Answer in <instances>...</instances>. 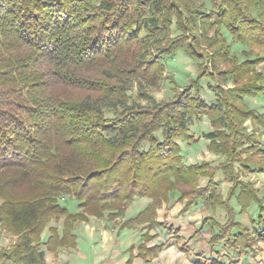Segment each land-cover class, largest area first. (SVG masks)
Masks as SVG:
<instances>
[{
  "label": "trees",
  "instance_id": "obj_1",
  "mask_svg": "<svg viewBox=\"0 0 264 264\" xmlns=\"http://www.w3.org/2000/svg\"><path fill=\"white\" fill-rule=\"evenodd\" d=\"M208 1L0 0V224L15 235L0 264H46L45 252L76 246V221L122 217L137 197L150 202L121 226L149 228L173 192L184 211L199 202L225 210L223 223L203 220L217 229L212 248L264 240V194L241 176L264 171V112L246 100L264 97V54L231 49L264 48V0ZM180 51L197 61V78L158 102L145 86L163 81ZM206 75L210 101L200 95ZM132 81L151 105L131 100ZM202 117L207 148L223 156L214 165L185 163L177 141H198L189 121ZM232 198L240 212L257 206L251 227L235 219ZM160 248L141 243L138 255Z\"/></svg>",
  "mask_w": 264,
  "mask_h": 264
},
{
  "label": "crops",
  "instance_id": "obj_2",
  "mask_svg": "<svg viewBox=\"0 0 264 264\" xmlns=\"http://www.w3.org/2000/svg\"><path fill=\"white\" fill-rule=\"evenodd\" d=\"M248 179L264 194V171L250 173ZM222 183H227L225 187L229 188V182ZM137 199V212L150 202L148 197L133 199L127 204L124 215L117 217L116 225L104 221L99 224L96 221L100 220L94 216L75 222L76 246L62 247L55 253L45 252L46 264H264V240L251 250L222 244L212 248L209 239L217 229L203 220L213 218L223 223V211L203 202L184 211V201H178L176 194L156 209V224L153 226L148 228L147 222H143L122 227L126 219L136 215L130 216L129 213L133 207L131 204ZM230 203L239 224L251 227L258 214L257 206L251 204L245 212H240L234 198ZM233 231L237 233L239 228L235 227ZM141 243H146L147 247L161 245V248L157 254L145 258L138 255Z\"/></svg>",
  "mask_w": 264,
  "mask_h": 264
},
{
  "label": "rangeland",
  "instance_id": "obj_3",
  "mask_svg": "<svg viewBox=\"0 0 264 264\" xmlns=\"http://www.w3.org/2000/svg\"><path fill=\"white\" fill-rule=\"evenodd\" d=\"M97 1V0H96ZM201 0H198L200 2ZM204 3L206 6L209 5L208 0H204ZM224 34L226 36V39L228 42H230V35L224 31ZM232 52L235 54H238V56H241V50H249L252 56H260L264 54V48L262 47H247L243 45H232L231 46ZM204 52L206 54L207 49H204ZM206 50V51H205ZM200 52V49H199ZM203 66L205 69L209 72L211 71V63L207 61V57L204 56L202 58ZM264 66V62L258 64L257 68H260ZM199 69H198V63L194 59H191L188 57L186 54H184L182 51L178 52L174 57L169 58L165 62V79L161 81L157 85H146L145 86V91L150 93L153 98L160 102V101H166L168 100L172 95L173 91L176 90V88L179 89V87H182L189 83L191 80H196V75H198ZM212 83L213 80L210 79L207 75L201 78L200 83L202 84V88L200 89V95L207 101H210L213 99V92L208 89V83ZM227 86H231L230 83L226 84ZM139 87L138 84L135 81H132L131 83L128 84V94L130 95L131 100L135 99L137 100L140 104L142 105H151V103L143 98H138L139 94ZM130 100V101H131ZM247 102L256 107L259 111L264 112V97H257V98H246ZM103 112L105 116L111 117L112 110L109 109V107L104 106L103 107ZM246 125L250 128L251 124L247 121ZM210 129V122L208 118L202 117L199 119L192 118L189 121V131L193 133L194 137L198 136V141L195 142H190L188 143L187 141L183 139H177L181 146L182 150V155L184 157V162L187 164H192V163H197L200 160H207L210 162L211 165L216 164L217 162L223 160L222 155H218L213 153L211 150L207 148V144L209 142L208 139L203 137V133L208 131ZM263 140V137H262ZM219 174V172H218ZM248 173L242 174V178L246 179L248 178ZM177 181V180H176ZM206 178L205 177H199L197 180V184L199 186H203L206 183ZM226 184L227 183H222L220 184V190L225 195L228 189H226ZM176 188L177 189H183L186 188V185H181L180 182L176 183ZM223 190V191H222ZM177 196V192H173L170 194L169 197L175 195ZM233 199V198H232ZM231 199V200H232ZM63 200V198H61ZM230 200V201H231ZM137 201H134L131 206L132 211L129 213V215H134L137 213ZM167 201V200H166ZM63 204H65L71 211H76L77 206L76 202L71 200L70 198H67ZM129 204V203H128ZM231 204V203H230ZM255 206V204H253ZM219 208L221 211H223L225 215V210L222 207H216ZM257 216V215H256ZM255 216V218H256ZM95 217V216H94ZM121 217V216H120ZM225 217V216H224ZM100 221H96L99 224L104 222H108L109 224H117V217L113 220L108 219L107 217H97ZM108 219V220H107ZM222 220V219H221ZM82 220H78L76 222H80ZM167 232V229L164 230ZM15 240V235L11 234L10 232H7L5 229H3L2 225L0 224V249L1 248H8L10 244H12Z\"/></svg>",
  "mask_w": 264,
  "mask_h": 264
}]
</instances>
